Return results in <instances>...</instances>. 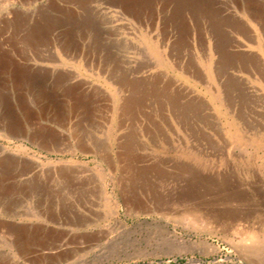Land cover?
I'll return each instance as SVG.
<instances>
[{"label":"rangeland","instance_id":"obj_1","mask_svg":"<svg viewBox=\"0 0 264 264\" xmlns=\"http://www.w3.org/2000/svg\"><path fill=\"white\" fill-rule=\"evenodd\" d=\"M17 1L0 14L45 20L4 33L30 78L0 74V159L17 160L0 166V264H264V0H152L137 16L108 0ZM137 82L193 106L152 92L122 111ZM44 93L55 109H38ZM210 208L238 216L207 221Z\"/></svg>","mask_w":264,"mask_h":264},{"label":"bare ground","instance_id":"obj_2","mask_svg":"<svg viewBox=\"0 0 264 264\" xmlns=\"http://www.w3.org/2000/svg\"><path fill=\"white\" fill-rule=\"evenodd\" d=\"M11 1V0H10ZM16 2H18L17 0H15ZM22 1V0H21ZM73 1V0H72ZM156 1V0H155ZM189 1V0H188ZM197 1V0H196ZM196 1H195V3H196ZM202 1V0H201ZM36 2V0H28L27 1V3L26 4H33V3H35ZM10 3V2H9ZM56 3V2H55ZM69 3V2H68ZM156 3V2H155ZM170 3V2H169ZM202 3V2H201ZM106 4H107V6H105V8H120V9H122L123 11H125V12H127V13H130V15H133V16H137V15H139L141 12H143V11H148V10H150V8L152 7V0H108L107 2H106ZM248 4V3H247ZM206 5V4H205ZM204 5V6H205ZM209 6V5H208ZM249 6V5H248ZM54 7V6H53ZM102 7V6H101ZM174 7V6H173ZM175 7H176V5H175ZM194 7V6H193ZM51 8V7H50ZM55 8V7H54ZM201 8V7H200ZM204 8V7H203ZM250 8V7H249ZM9 10V9H8ZM12 10V9H11ZM51 10V9H50ZM60 10V9H59ZM68 10V9H67ZM14 11V10H13ZM169 11V10H168ZM174 11V10H173ZM193 11V10H192ZM211 11V10H210ZM251 11V10H250ZM172 12V11H171ZM213 12V11H212ZM211 12V13H212ZM217 12V11H216ZM10 13V12H9ZM12 13V19H10L11 17L9 16V14H7V15H4V14H0V74L3 76V77H5V79L7 80V82L10 84V85H14L15 87H16V85L19 87L20 85L21 86H23V85H27L28 84V82H29V78L30 77H27V75H25V72H27V71H25L27 68H28V65L29 64H27V63H24V61H22L21 59H18L17 57H16V54H17V52L15 51V50H13L11 47H10V45L7 43V39H5V35H4V33H6L7 31H8V33L9 32H11L12 30H11V28H8L7 27V24L9 25V23L11 22V21H16L15 22V24L17 23V21H24V22H28V23H30V21H31V23H34L35 25H37V24H39L40 22H42V19H44L43 18V16H44V14H43V11L42 10H40V9H34V12L31 10L30 12H19V11H14V12H11ZM181 13V12H180ZM185 13V12H184ZM192 13V12H191ZM214 13V12H213ZM218 13V12H217ZM50 14V13H49ZM55 14V13H54ZM70 14V13H69ZM80 14V13H79ZM123 14V13H122ZM53 15V14H52ZM60 15H62V14H60ZM179 15L180 14H178V17H179ZM205 15H207L206 13H205ZM65 16V15H64ZM123 16V15H122ZM209 16V15H208ZM213 16H215V15H213ZM176 17V16H175ZM252 17V16H251ZM62 18V17H61ZM65 18V17H64ZM214 18H216V17H214ZM258 18V17H257ZM53 19V18H52ZM177 19V18H176ZM182 19V18H181ZM208 19V18H207ZM209 19H210V17H209ZM253 19V18H252ZM45 20V19H44ZM58 20H59V18H58ZM67 21V20H66ZM213 21H214V19H213ZM225 21V20H224ZM200 22V21H199ZM65 23V22H64ZM207 23V22H206ZM216 23H218V22H216ZM261 23V22H260ZM23 24V23H22ZM33 24V25H34ZM56 24V23H55ZM208 24V23H207ZM220 24V23H219ZM31 25V24H30ZM209 25V24H208ZM211 25V24H210ZM224 25V24H223ZM262 25V24H261ZM14 26V25H13ZM240 26V25H239ZM242 26V25H241ZM25 27V26H24ZM23 27V28H24ZM30 27V26H29ZM34 27V26H33ZM206 27H208V26H206ZM214 28H215V26H213ZM7 28V29H6ZM47 28V27H46ZM209 28V27H208ZM218 28V27H217ZM223 28H224V26H223ZM222 28V29H223ZM6 29V30H5ZM25 29V28H24ZM31 29V28H30ZM225 29V28H224ZM246 29H247V27H246ZM11 30V31H10ZM16 30V29H15ZM39 30V29H38ZM38 30H33L34 31V33L31 35V34H29V35H31L30 37H33V39L31 40L32 41V43H36V41H35V39H36V37L38 36V34H39V36H40V33H38ZM195 30V29H194ZM206 30V29H205ZM238 30V29H237ZM243 30V31H242ZM242 30L241 29H239L237 32L238 33H240V34H244L245 36H246V38L248 37L247 36V34L245 33V27H242ZM19 31V30H18ZM216 31H217V29H216ZM221 31V30H220ZM240 31H242V32H240ZM248 31V30H247ZM13 32H15V31H13ZM244 32V33H243ZM29 33V32H28ZM214 33V32H213ZM10 34V33H9ZM26 34V33H25ZM212 34V33H211ZM218 34V33H217ZM249 35V34H248ZM24 36V35H23ZM26 36V35H25ZM263 36V35H262ZM211 37V36H210ZM6 38H8L7 36H6ZM217 38V37H216ZM219 38H221V37H219ZM250 38V37H249ZM254 38V37H253ZM257 38V37H256ZM9 40H10V38H8ZM225 39V38H224ZM244 39H245V37H244ZM68 40V39H67ZM211 40V39H210ZM31 41L29 42V40L27 39L26 40V42H27V44H30L31 43ZM215 41V40H214ZM247 41V40H246ZM5 42H6V48H5V46H4V44H5ZM66 43H67V41H65ZM71 42V41H70ZM25 43V42H24ZM11 44V43H10ZM215 44V43H214ZM243 44V43H242ZM31 45V44H30ZM12 46V45H11ZM37 46V45H36ZM237 46V45H236ZM240 46H243V45H240ZM264 46V45H263ZM262 46V47H263ZM30 47V46H29ZM15 48V47H14ZM31 48V47H30ZM223 49V48H222ZM35 50V49H34ZM53 54V53H52ZM30 56V55H29ZM34 56H36V55H34ZM247 57V56H246ZM29 59V58H28ZM180 59V58H179ZM52 61V60H54V57H53V55H52V57H49V58H47V59H44V58H41V57H36V58H34L33 59V61L34 62H46V61ZM57 60V59H56ZM241 60V59H240ZM218 61V60H217ZM222 61V60H221ZM27 62V61H26ZM227 62V61H226ZM239 62V61H238ZM228 63V62H227ZM249 63V62H248ZM217 64V63H216ZM234 64V63H233ZM240 64V63H239ZM227 65V64H226ZM40 67V66H39ZM228 67V66H227ZM230 67H232V66H230ZM245 67V66H244ZM34 68V67H33ZM221 69V68H220ZM256 69H257V67H256ZM182 70H183V68H182ZM221 70H223V69H221ZM235 70V69H234ZM228 71V70H227ZM255 71V70H254ZM31 72V71H30ZM249 72V71H248ZM198 73V72H197ZM254 73V72H253ZM27 74V73H26ZM36 74V73H35ZM225 75V74H224ZM263 75V74H262ZM261 75V76H262ZM226 76V75H225ZM224 76V77H225ZM231 76V75H230ZM222 77V76H221ZM229 78V77H228ZM262 78V77H261ZM225 79V78H224ZM234 79V78H233ZM218 80V79H217ZM227 80V79H226ZM3 81V80H2ZM128 81V80H127ZM237 81V80H236ZM6 82V81H5ZM5 82H4V84H5ZM33 82V81H32ZM35 82H37V81H35ZM130 82V81H129ZM151 82H153V81H151ZM158 82V81H157ZM218 82H219V80H218ZM227 82V81H226ZM231 82V81H230ZM38 83V82H37ZM144 83V82H143ZM165 83V82H164ZM117 84V83H116ZM129 85H130V83H128ZM146 84V83H145ZM162 84V83H161ZM237 84V83H236ZM30 85V84H29ZM149 85V84H148ZM150 85H153L152 87L151 86H146V85H140L138 82L137 83H134V84H131V87L133 88V94H135L136 93V95H134V96H130L128 99H126L124 102H123V105L121 106L122 107V111H125L130 105H137V106H139V105H141L142 103H143V101H145V97L146 96H152V92H156V94H158V96H157V98H162V97H164V96H166V97H164L165 99H166V102H168V104L170 105L171 104V106L176 110V111H181V112H183V113H186V111L190 108V107H192L193 105H192V103L191 102H189V103H185V104H183V105H180V100H179V98H178V96H176V95H170V94H167L166 92V94L164 95H161V92L163 91H161V92H159V90L157 89V87L156 86H154V83L153 84H150ZM4 86V85H3ZM32 86V85H31ZM118 86H120V85H118ZM25 87V86H24ZM220 87V86H219ZM225 87V86H224ZM4 88V87H3ZM29 88V87H28ZM126 88V87H125ZM131 88V89H132ZM234 88V87H233ZM1 89V88H0ZM155 89H157V90H155ZM162 89V88H161ZM214 89V88H213ZM224 89V88H223ZM222 89V90H223ZM171 90V89H170ZM232 90V89H231ZM234 90V89H233ZM31 91H33V90H31ZM165 91V90H164ZM163 91V92H164ZM39 92V91H38ZM178 92V91H177ZM229 92H230V90H229ZM180 93V92H179ZM228 94V93H227ZM2 95V94H1ZM18 95V94H17ZM84 96V95H83ZM154 96V95H153ZM162 96V97H161ZM215 96V95H214ZM228 95H226V97H227ZM231 96H232V94H231ZM18 97V96H17ZM23 97V96H22ZM73 97H76V96H73ZM77 97H79V96H77ZM81 97V96H80ZM127 97V96H126ZM181 97V96H180ZM235 97V96H234ZM147 98V97H146ZM194 98V97H193ZM239 98V97H238ZM243 98H244V96H243ZM242 98V99H243ZM11 99V98H10ZM229 99V98H228ZM19 100H20V97H19ZM34 100V99H33ZM35 101H36V105L37 106H39V108L38 109H40L41 111H43V110H45L46 108L48 109V110H50V109H55L53 106H54V104L52 103V101L50 100V99H48V97L46 96V94L44 93V94H40V95H37V97H36V99H35ZM197 101V100H196ZM8 102V101H7ZM21 102V101H20ZM157 102V101H156ZM227 102V101H226ZM246 102V101H245ZM26 103V102H25ZM24 103V104H25ZM159 103V102H158ZM235 103H236V101H235ZM21 104H23V103H21ZM28 104V103H27ZM90 104V103H89ZM88 104V105H89ZM229 105V104H228ZM246 105V104H245ZM8 106V105H7ZM197 106V105H196ZM86 107V106H85ZM159 107V106H158ZM202 107V106H201ZM231 107V106H230ZM233 107V106H232ZM4 108V107H3ZM22 108H23V106H22ZM24 108H26V107H24ZM133 108V107H132ZM137 108V107H136ZM200 108V107H199ZM32 109V108H31ZM119 109V108H118ZM3 110V109H2ZM80 110V109H79ZM242 110V109H241ZM35 111V110H34ZM55 111V110H54ZM72 111V110H71ZM198 111V110H197ZM13 112V111H12ZM49 112V111H48ZM67 112V111H66ZM126 112V111H125ZM172 112V111H171ZM238 112V111H237ZM242 112V111H241ZM27 113V112H26ZM64 113V112H63ZM128 113V112H127ZM173 113V112H172ZM138 114V113H137ZM153 114V113H152ZM191 114V113H190ZM197 114H199V113H197ZM240 114V113H239ZM5 115V114H4ZM3 115V116H4ZM19 115V114H18ZM121 115V114H120ZM123 115H124V113H123ZM129 115V114H128ZM151 115V114H150ZM165 115V114H164ZM234 115H236V113L234 114ZM25 116H27V115H25ZM118 116H119V113H118ZM177 116V115H176ZM179 116V115H178ZM191 116H193V115H191ZM14 117V116H13ZM13 117H11L12 119H14ZM124 117V116H123ZM133 117V116H132ZM175 117V116H174ZM182 117V116H181ZM242 117V116H241ZM264 117V116H263ZM11 118H9V120L7 121V119H6V122H7V124H8V126H12V125H14V124H17V123H12L13 121H11L12 119ZM150 118V117H149ZM204 118V117H203ZM11 119V120H10ZM62 119V118H61ZM135 119V118H134ZM179 119V118H178ZM197 119V118H196ZM238 119V118H237ZM5 120V119H4ZM187 120V119H186ZM185 120V121H186ZM200 120V119H199ZM264 120V119H263ZM85 121V120H84ZM205 121H207V120H205ZM229 121V120H228ZM183 123V122H182ZM187 123V122H186ZM213 123V122H212ZM154 124V123H153ZM18 125V124H17ZM20 125V124H19ZM122 125V124H121ZM188 125H189V123H188ZM237 125V124H236ZM262 125V124H261ZM16 126V125H15ZM254 126V125H253ZM21 128V127H20ZM16 129V128H15ZM19 129V128H18ZM158 129V128H157ZM216 129V128H215ZM192 130V129H191ZM225 130V129H224ZM264 130V129H263ZM155 131V130H154ZM218 131V130H217ZM21 132V131H20ZM23 133V132H22ZM145 133V132H144ZM219 134V133H218ZM221 134V133H220ZM220 134H219V136H220ZM22 135V134H21ZM130 135V134H129ZM126 138V137H125ZM244 138V137H243ZM227 139V138H226ZM130 140V139H129ZM133 140V139H132ZM209 140V139H208ZM51 141V140H50ZM247 141V140H246ZM126 142V141H125ZM124 142V143H125ZM125 145V144H124ZM20 146V145H19ZM247 147V146H246ZM255 148V147H254ZM21 149V148H20ZM129 150V149H128ZM128 150H126V151H128ZM96 151V150H95ZM242 152V151H241ZM131 153V152H130ZM103 154V153H102ZM124 154V153H123ZM100 155V154H99ZM125 156L126 155H128V154H124ZM101 156V155H100ZM124 156V157H125ZM242 156V155H241ZM107 159V158H106ZM125 159V158H124ZM243 159V158H242ZM98 160V159H97ZM102 160V159H101ZM105 160V159H104ZM108 160V159H107ZM130 160V159H129ZM121 161V160H120ZM103 162V161H102ZM126 162V161H125ZM15 163H17V160L15 159V158H12V157H10V156H4V157H2L1 159H0V166L2 167V168H7V167H9L10 166V164H15ZM20 165H23V167H28V168H30L31 167V164H29V163H27V162H20L19 163ZM101 164V163H100ZM104 164V163H103ZM107 165V164H106ZM110 165V164H109ZM108 167V166H107ZM110 167V166H109ZM108 167V168H109ZM101 168H103V166L101 167ZM149 168V167H148ZM160 168V167H159ZM192 169V168H191ZM107 170V169H106ZM127 170H129V169H127ZM7 171V170H6ZM113 171V170H112ZM136 171V170H135ZM21 172V171H20ZM139 172V171H138ZM104 174H105V172H103ZM108 173V172H107ZM116 173V172H115ZM137 173V172H136ZM140 173V172H139ZM181 173V172H180ZM4 174V173H3ZM136 175V174H135ZM110 176V175H109ZM111 177H113V176H111ZM140 177V176H139ZM2 178V177H1ZM114 178H116V177H114ZM129 178V177H128ZM118 179V178H117ZM140 178H138V180H139ZM115 180V179H114ZM125 180V179H124ZM137 180V179H136ZM130 181V180H129ZM116 182V181H115ZM238 182V181H237ZM118 183V182H117ZM123 183V182H122ZM133 183V182H132ZM214 184V183H213ZM119 185V184H118ZM127 185H129V184H127ZM134 185V184H133ZM203 186V185H202ZM215 186V185H214ZM219 186V185H218ZM221 188V187H220ZM216 189H218V188H216ZM208 190V189H207ZM105 191V190H104ZM121 191H123V190H121ZM218 191H220V190H218ZM222 192V191H221ZM123 193V198L125 197V194H124V191L122 192ZM196 193V192H195ZM236 193V192H235ZM199 194V193H198ZM103 197H102V199H103V202H104V204L106 205V207H107V209H108V211H107V214L108 213H110L111 214V209H113V204H115V202H116V199H115V196L113 195V194H111V195H109V194H107L106 193V191L105 192H103V194H101ZM127 196V195H126ZM227 196V195H226ZM240 196V195H239ZM172 197V196H171ZM226 198V197H225ZM224 198V199H225ZM125 199V198H124ZM138 199V198H137ZM228 200H229V198H227ZM230 199H232V197H230ZM233 199H235V197L233 198ZM223 200V199H222ZM122 202V201H121ZM133 202V201H132ZM104 205V206H105ZM131 205V204H130ZM103 206V207H104ZM139 206V205H138ZM131 208V207H130ZM134 209V208H133ZM156 210V209H155ZM157 210H158V212H161V213H165V212H168L169 211V208H168V206L166 207L165 205L163 206V205H158V207H157ZM113 212H115L114 210H112ZM135 211V210H134ZM256 211V210H255ZM90 212V211H89ZM239 212H241V211H239ZM243 212V211H242ZM93 214V213H92ZM113 214V213H112ZM165 214H167V213H165ZM227 215V218L226 219H232V218H235V217H237L238 215H237V212H236V210H234V209H232V210H223V211H216L215 209H212L211 210V208H210V210H207V212L205 213V219L207 220V221H210V220H213L214 218L217 220V219H219V221H221L220 219H224L223 218V216L224 215ZM48 215H49V213H48ZM240 215V214H239ZM39 218H42L43 220H47V221H50V222H55L56 223V218H53V217H49V216H46L45 214H42V216H39ZM239 220V219H238ZM215 221V220H214ZM218 221V222H219ZM217 222V221H216ZM217 222V223H218ZM260 222V221H259ZM234 223V222H233ZM262 223V222H261ZM260 223V224H261ZM236 224H238V223H236ZM255 225V224H254ZM262 225V224H261ZM73 226V225H72ZM224 226V225H223ZM85 227V226H84ZM237 228V227H236ZM18 229V228H17ZM251 231V233H253L255 236H257V233L258 232H256L255 230H250ZM19 232V231H18ZM261 233V232H260ZM19 234V233H18ZM17 234V235H18ZM7 235V234H6ZM253 235V236H254ZM19 236V235H18ZM250 237V236H249ZM12 238V237H11ZM10 238V239H11ZM21 238V237H20ZM9 239V240H10ZM247 239V238H246ZM15 240V239H14ZM8 242V241H7ZM260 243V242H259ZM260 250H262V246H260V245H258L256 248H255V252H260Z\"/></svg>","mask_w":264,"mask_h":264},{"label":"water","instance_id":"obj_3","mask_svg":"<svg viewBox=\"0 0 264 264\" xmlns=\"http://www.w3.org/2000/svg\"><path fill=\"white\" fill-rule=\"evenodd\" d=\"M180 264H191L190 262H186V263H180ZM200 264H202V263H200Z\"/></svg>","mask_w":264,"mask_h":264}]
</instances>
